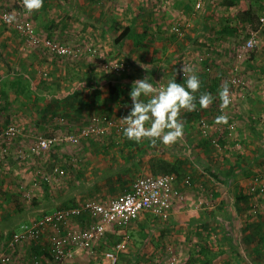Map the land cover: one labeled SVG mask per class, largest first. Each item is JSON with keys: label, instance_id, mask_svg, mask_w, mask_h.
Returning a JSON list of instances; mask_svg holds the SVG:
<instances>
[{"label": "rangeland", "instance_id": "374dc122", "mask_svg": "<svg viewBox=\"0 0 264 264\" xmlns=\"http://www.w3.org/2000/svg\"><path fill=\"white\" fill-rule=\"evenodd\" d=\"M255 2L248 4L253 7L251 15L258 18L264 6L260 2L254 6ZM232 5L222 0H0V45L5 42L8 47L0 48V264L4 251L10 255L11 264H30L35 244L50 245L55 234L52 225L46 226L37 243L26 238L15 241L26 227L58 210L108 199L78 193L88 172L85 163L90 164L94 171L91 177L95 178L100 165L89 158L105 163L108 157L110 166H115L130 154L122 127L135 109L144 115L140 120L144 133L133 140L149 146L151 153L146 155H217L222 159L241 155L245 160L257 153V168L245 179L247 190L239 192L248 196L247 204H253L250 210L255 217L264 206V28L253 26L254 48L244 52L239 48L248 32L243 23L237 24L238 31L231 40L209 46L203 42V38L211 39L218 25L222 26V18H229L218 13L230 11ZM114 22L120 29L131 26L137 45L129 40L121 46L115 44L119 32L108 30ZM199 74L206 77L207 87L215 89L209 101L196 105L194 96L199 89L193 93L187 79ZM113 76L122 79L127 91L122 92L126 102L117 113L85 111L80 107L83 96L75 101L83 111L78 119L71 111L49 112L46 108L57 92L72 93L70 98L85 89L96 92L101 80ZM248 107L254 109L245 112ZM191 108L201 112L198 119L186 116ZM254 110L257 113L250 114ZM242 116L243 121L239 120ZM39 140L49 141L48 149H39ZM150 141L155 143L150 145ZM83 143L89 148L91 143L100 144L106 152L87 156ZM110 149H118L113 157ZM196 160H192L195 170L212 176L214 172L202 168ZM153 171L140 172L134 178L159 175ZM196 173L185 179L192 181L190 177ZM192 187L187 193L179 190L184 201L193 200L194 206L192 203L188 208H208L213 203L212 193L202 185L204 198H199L194 194L199 188ZM13 198L20 201L21 212ZM224 208L223 218L231 212L229 207ZM81 216L71 217L62 231L85 230L89 218L85 215L88 220L80 221ZM145 218L142 221L149 223L154 219ZM231 224L236 232L237 223ZM143 227V236L136 235L135 228L128 231L126 251L118 256L116 264H186L188 259L194 264H208L197 251L203 248V239L197 243L196 237L187 244L174 240L170 248L160 250L156 242L164 233H152L148 226ZM106 231L103 239L93 241L90 249L79 250L66 264H109L103 253L120 238V232L113 227H106ZM144 240L147 242L143 244ZM152 245L156 251H152ZM137 247L143 249L136 257L138 261H132L131 253H139ZM214 256L218 262H225L224 254ZM225 258L230 261L231 257Z\"/></svg>", "mask_w": 264, "mask_h": 264}, {"label": "crops", "instance_id": "0c3cea01", "mask_svg": "<svg viewBox=\"0 0 264 264\" xmlns=\"http://www.w3.org/2000/svg\"><path fill=\"white\" fill-rule=\"evenodd\" d=\"M226 3L234 4L232 5V8L230 11L225 13H218V15L222 16H229V18H222V26L219 27V25L214 30L215 33H212V37L204 39L203 42L208 44L207 46L213 44L214 42H222L225 40H231L233 36H235L237 29V24L243 23L242 26L247 30L251 29L252 27L249 25L248 19L246 18L247 14H252V4L251 1H256L254 3V6H259V2L263 4V0H247L248 2L245 3V0H222ZM258 1V2H257ZM239 3V4H238ZM241 3V4H240ZM245 3V4H244ZM263 6H260L261 8ZM231 7V6H230ZM260 8V9H261ZM263 9V8H262ZM228 10V9H227ZM206 14L209 15L207 12ZM205 15V14H204ZM230 16L231 19H230ZM257 24H255L256 26ZM204 29V27H202ZM245 31V32H246ZM206 38V36H204ZM223 37V38H222ZM200 38H202L200 36ZM202 40V39H201ZM7 45L5 42L1 43L0 48H5ZM8 48V47H6ZM134 50V49H133ZM197 58V57H196ZM113 76L112 78H107L105 81L101 80L99 83V90L96 92L84 90L83 93L76 95L73 98L72 93L69 94H61L60 92H57L56 95H53V99L49 104H47L46 108L49 112H56L59 111H71L72 117H76L77 119L82 116L83 111L78 109V104H75V101L81 96L85 97L82 98L84 102H81L80 106L81 108H85V111H109L113 113H117L119 108L126 102L124 100L126 98V94L118 95L116 99L113 97L110 99L109 96V89L113 86H118L119 89L122 92H125V86L123 84L122 79L119 80L116 79ZM1 79L3 77H0ZM100 86H102L100 88ZM127 92V91H126ZM125 92V93H126ZM76 94V93H75ZM95 95V96H94ZM130 92H129V94ZM89 96V97H88ZM134 96V95H133ZM183 99H185L183 97ZM181 99L182 102L184 100ZM132 102H134V99L132 98ZM180 102L181 104H183ZM63 103V104H62ZM255 103V102H254ZM253 103V104H254ZM75 104V105H74ZM71 105V106H70ZM69 106L72 107V110L69 109ZM87 106V107H86ZM242 109L243 107L240 106ZM254 108L248 107L245 112H249L250 110H253ZM263 109L260 110L262 112ZM243 112V109H242ZM256 110L251 112L250 114H256ZM241 121H243V116L240 117ZM128 143V155L124 156V160H121V162H118L115 166H110V162L108 161V157L105 160V163L101 161V159H95L93 162L92 159L89 158V160L95 164L100 165L97 166L100 167V172L96 173V177H91V171L89 163L86 164V168L88 172L86 171L83 175L85 177V180H82V186H79L80 190L78 191L79 194H91L93 196H101V197H107L110 198L109 195L119 194V193H125L129 191V188L132 184V182L136 179L134 177H137V174L140 172H146V171H156V169L152 166V163L154 162H167V163H174L176 160L183 162V165L181 166L180 172L183 177H181L180 180L176 179L175 177V188L178 190H184L185 193L190 192L188 187L183 186V181L186 177L191 175L194 172H197L194 176H191V182L192 186L194 187V190H196L198 187L199 190L194 193L199 198L203 197L204 194L200 191L202 185L204 186L207 193H212L213 196V203L207 208L198 207L197 209H191L188 208V206H191L193 203V200L186 199L185 201L181 203H174L172 206L171 215L168 220L163 221L159 220L157 218H154L153 221H142L145 217L139 218L136 222H134L133 228H135V234L138 236H143L142 230L143 225L148 226V231L154 232L159 231L160 233H164V235H161L157 238L160 239L159 242H156V245H160V250H165L167 248H170L168 246L172 241L178 240L181 242H187L188 241H195L196 237L197 243H199L200 240H204L205 244H201L203 248H197V251H200L199 254L202 253L203 259H206V263L208 264H263L264 261V206L260 208L256 213L255 217L252 216L250 208L253 206L252 203L247 204L248 196L246 195H240L239 192H243L245 189L247 190V183L245 179L247 180L248 176L253 174L251 171L257 168V160L259 158V155L255 153L254 155H250V153H245V155L248 158L245 160H242L241 155H237L236 157L231 158H218L217 155H188L185 157H177L174 155H146L145 153H151L148 152V146L146 144H143L144 147L141 149L140 147H137V144L141 146V143L138 142H127ZM84 144V151L90 153H99L103 154V151H105L106 148H104L102 145L91 143L92 148L88 147V144ZM103 149V150H102ZM251 149V147L249 148ZM118 150V149H116ZM116 150H109L111 153V157L115 155ZM202 150V148L199 149V151ZM197 151V154L200 152ZM106 152V151H105ZM61 153V152H60ZM98 156V155H91ZM85 157V155H84ZM197 157V161L200 162V166L202 168H208L211 169L212 172H214L211 175L207 174L206 172H202L201 170H195L197 169L193 165V161H195ZM97 158V157H94ZM88 161V160H87ZM101 162H103V166L101 165ZM121 164V165H120ZM113 168V169H112ZM111 169L113 171H111ZM96 170V169H95ZM153 171V172H154ZM84 173L82 170L80 171ZM81 175V174H80ZM90 176V177H89ZM246 176V177H245ZM245 177V178H244ZM228 179V180H227ZM200 181L201 184L198 185V182ZM245 182V183H243ZM242 184V185H240ZM183 186V187H182ZM193 187L191 189H193ZM196 188V189H195ZM193 190V191H194ZM183 193V192H182ZM76 196V195H75ZM72 195L70 196V198ZM204 198V197H203ZM225 200V201H224ZM250 201V200H249ZM251 202V201H250ZM76 203H74L75 205ZM222 204V205H221ZM194 206V203H193ZM225 206L229 207V211L231 210L228 217L225 218L222 217L221 214V208ZM224 208V209H225ZM36 209V208H35ZM197 210V211H195ZM257 210V209H256ZM224 211V210H223ZM195 212V213H192ZM149 216V215H147ZM231 216V217H230ZM230 217V219H229ZM80 221L82 220H88V218L85 215H82L80 217ZM145 218L144 220H146ZM234 221L237 224L235 225L237 229L236 232L232 231V224L231 222ZM142 222H146L147 224H143ZM160 230H159V229ZM192 232H194V235H192ZM227 232V233H226ZM151 233V234H152ZM215 233V234H214ZM211 234V235H209ZM218 234V235H216ZM215 235V236H214ZM217 236V237H216ZM149 239V238H148ZM147 239V240H148ZM147 240L143 241V244L147 242ZM156 240V241H157ZM207 244V245H206ZM222 245V248L217 247V245ZM186 246V245H185ZM143 247V246H142ZM182 247H184L182 243ZM134 249V248H133ZM143 249V248H142ZM141 248H135V251L138 250L139 253H135L134 251L131 253L130 258L132 261H135L136 257L139 256ZM152 251H156L155 245L151 246ZM192 252V251H191ZM135 253V254H134ZM149 255H151L153 252L147 251ZM146 253V256H148ZM154 254V253H153ZM152 254V255H153ZM225 257H231L230 261H228ZM214 255H222L225 259V262L221 263L218 262ZM229 255V256H226ZM154 256V255H153ZM235 257V258H234ZM237 257V258H236ZM129 258V257H128ZM135 258V259H134ZM236 262V263H235ZM74 264V263H70ZM183 264V263H182ZM186 264H194V260H187Z\"/></svg>", "mask_w": 264, "mask_h": 264}, {"label": "built area", "instance_id": "2783aa9c", "mask_svg": "<svg viewBox=\"0 0 264 264\" xmlns=\"http://www.w3.org/2000/svg\"><path fill=\"white\" fill-rule=\"evenodd\" d=\"M7 17L6 13V20ZM258 25L264 28V8L258 16ZM255 36L256 31L249 29L246 40L239 46L240 50L244 52L253 49L256 41ZM230 82L234 83L235 81L231 80ZM189 89H192L191 85ZM143 118L144 115L139 110H133L122 127L124 134H143V128L140 126V120ZM199 123L206 128L202 120ZM48 145L49 141L39 140L38 148L45 150L48 149ZM174 183L175 177L172 175L141 176L133 181L129 191L121 196L95 203H84L73 210H58L50 216L43 217L40 222L31 227H26L22 236L16 235L14 240L26 238L28 241L37 243L46 226L52 225L55 228V234L50 245L44 247V252L41 255L30 257V264H66L79 250L90 249L93 241L103 239L107 232L106 227H113L120 232V241L103 254L109 264H116L118 256L126 251L129 239L128 231L133 228L134 222L139 216L148 214L166 221L171 215L174 203L184 201L183 194L175 188ZM183 183L188 188L192 185L189 179H185ZM80 215H86L89 218V224L85 230L62 231L71 217ZM35 246L40 245L35 244ZM2 255L1 264H11L10 255L6 251Z\"/></svg>", "mask_w": 264, "mask_h": 264}, {"label": "trees", "instance_id": "16d2710c", "mask_svg": "<svg viewBox=\"0 0 264 264\" xmlns=\"http://www.w3.org/2000/svg\"><path fill=\"white\" fill-rule=\"evenodd\" d=\"M246 18L248 19L249 25L252 27L251 29L254 30L253 26H255V24H258V18H255L253 15H251L249 13L247 14ZM108 30H111V32L113 34H115L116 32H119L118 35L113 40L114 43L117 44L118 46H121V43L124 42L125 40H129V42H132V44L136 43V45H137L136 37L135 38L132 37L133 36L132 35V33H133L132 30L133 29H132L131 26H127V27H124V28L120 29L119 23L114 22L112 25H110ZM192 76L193 77L187 79V85H191L193 93H195V91L199 89V93L196 91L197 95L194 96V97L197 96L195 104L196 105L197 104L200 105V104H203V103L209 101L210 100L209 98H210L211 95H213V92H214L215 88L209 87V86L207 87L205 85L206 84L205 83L206 77L204 76V74H199L198 76L197 75L196 76L192 75ZM224 80H226V79H224ZM227 80H229V79H227ZM18 83L19 82L16 81L15 84H18ZM225 92L226 91H224V93H223L224 96H225ZM121 93H122V91L119 89L118 86H113V87H110V89H109L110 99L112 97L113 98L115 97L114 99H116L118 97V95H120ZM188 95L192 96V94H188ZM189 96L186 95L185 97L189 98ZM183 100H185V99H183ZM188 108H190V107H188ZM186 113H187V115H186L187 117L192 115V118L198 119V117H199L201 112L198 109H196V108L195 109L191 108V109L188 110V112L186 111ZM218 117H220V115ZM182 119H183V117H182ZM188 123H190V119L188 120ZM142 137H145V136H142ZM126 138L128 139V142L133 143L134 142L133 138H137V136H136V134H134V135L133 134L132 135H126ZM150 142H148L150 145L155 143V142H152V141H150ZM143 144L144 143H141V146H139L137 144V147L138 148L140 147L141 149H143V147H144ZM150 148H152V147H150ZM182 165H183V162L177 161V160L174 163H167V162H162V161L154 162V164L152 163V166L156 169V171H154V172H157V174H159V175L160 174H162V175H172V176H175L176 179H178V180H180L181 177H183L181 172H180V169H181ZM13 202H14V205L17 206L16 208H18V210L21 212L22 208H20V206H19L20 201L15 200L13 198ZM147 215L148 214L141 215V216L138 217L137 220H139V218L147 216ZM149 216H151V215H149ZM119 241H120V238L115 242V244L118 243ZM44 249L45 248L43 246H35V248H33V252L31 253V255L32 256L33 255H35V256L41 255L44 252Z\"/></svg>", "mask_w": 264, "mask_h": 264}]
</instances>
